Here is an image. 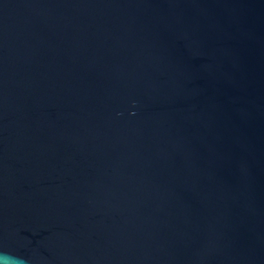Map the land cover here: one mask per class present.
I'll return each mask as SVG.
<instances>
[{"label": "water", "instance_id": "1", "mask_svg": "<svg viewBox=\"0 0 264 264\" xmlns=\"http://www.w3.org/2000/svg\"><path fill=\"white\" fill-rule=\"evenodd\" d=\"M0 257L264 264V0H0Z\"/></svg>", "mask_w": 264, "mask_h": 264}, {"label": "clouds", "instance_id": "2", "mask_svg": "<svg viewBox=\"0 0 264 264\" xmlns=\"http://www.w3.org/2000/svg\"><path fill=\"white\" fill-rule=\"evenodd\" d=\"M0 264H14V260L9 257H0Z\"/></svg>", "mask_w": 264, "mask_h": 264}]
</instances>
